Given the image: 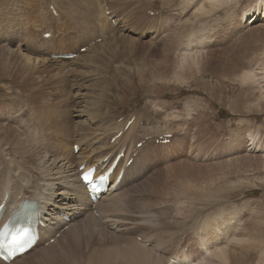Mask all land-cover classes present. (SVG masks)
I'll use <instances>...</instances> for the list:
<instances>
[{
	"label": "rangeland",
	"instance_id": "obj_1",
	"mask_svg": "<svg viewBox=\"0 0 264 264\" xmlns=\"http://www.w3.org/2000/svg\"><path fill=\"white\" fill-rule=\"evenodd\" d=\"M219 1L107 0L96 7L92 0H0V35L15 43L28 42V53L43 57L61 49L76 54L96 37L108 49L105 61L95 67V73H89L92 80L72 78L71 84H80L76 87L60 81L52 67L37 69L32 77L25 64L10 62L17 55L0 50V110L31 100L73 111L81 99L75 98L79 87L90 88L95 95L101 91L98 76L117 77L118 86L110 87L103 96L110 103L107 119L120 116L121 121L133 115V130L126 142L134 147L140 141L135 146L138 149L148 145L139 155L142 159L133 171L134 181L123 187L122 203L114 206L130 221L129 229L106 237L98 226L82 227L41 255L37 264H84L92 251L95 264L101 255L109 254L113 244L117 250L108 264H135L136 249L150 247H136L144 245L142 240L150 242L149 249L157 248L154 252L163 249L176 255L172 264H189L186 257L195 264H264V20L253 28L243 22V11L257 0ZM105 6L114 11L116 26L102 17L99 28L95 13L104 12ZM121 25L127 29V38L117 35L123 32L114 35ZM47 30L58 34L45 43L44 38L50 36L42 33ZM130 38L136 39L134 45ZM245 72L259 74L258 81L246 79ZM104 85L102 82L101 87ZM101 108L105 110L106 104ZM165 129L173 134L171 143H156L155 138L167 132ZM147 132L150 141L143 138ZM7 174H0V180ZM0 188L2 195L9 191ZM210 222L208 235L223 245L227 239L244 238L243 245L234 239L227 244L231 262L202 248ZM129 240L137 244L133 246Z\"/></svg>",
	"mask_w": 264,
	"mask_h": 264
},
{
	"label": "bare ground",
	"instance_id": "obj_2",
	"mask_svg": "<svg viewBox=\"0 0 264 264\" xmlns=\"http://www.w3.org/2000/svg\"><path fill=\"white\" fill-rule=\"evenodd\" d=\"M92 1L94 4H96V7H97V5H101L102 2L104 3L107 0H92ZM204 8L206 7L204 6ZM127 9L128 7L126 8V10ZM111 10H112V7H111ZM64 11H68V10H64ZM78 11L80 10L78 9ZM102 11H100L99 12L100 14L98 15L95 13V15L98 17L97 22L98 23L101 22V25L99 24V28L102 26V23H104V20H103L104 18L102 17H105V20H107V22L109 23L108 21L109 18H107L108 16L105 14L106 13L105 9H104V12ZM68 13L70 12L68 11ZM67 15L68 14H66V16ZM71 17H72V14H71ZM88 17H89V14L87 18ZM260 20H264V0H257L254 6H250L249 8L243 11V22L247 23V26H251L253 28L256 26L255 24L257 22H260ZM114 25L116 26V24ZM102 29L100 30L102 31ZM125 31H127V29L125 28L124 25H121L120 29L117 30V32H115L114 35H116L117 33L123 32L117 35L122 36L123 38H127V36H125ZM150 32L152 31L150 30ZM47 33L50 34L51 38L50 37H49L50 39L44 38L45 43L52 42V39L54 38L55 34L56 35L58 34V33L54 34L53 32L47 30L44 33H42V36L44 37ZM99 41L102 42L103 40H100L98 39V37H96L95 39L89 42H85L84 45L81 44L82 46H80L79 52H77L76 53L77 55L74 56L73 58H69L68 56H70L72 53H75L74 51H64L61 49H56V50L54 49L55 51L48 52L46 56L40 57V53H38L39 56H37L35 54H31L27 52L29 48L28 42L24 43L22 41H18L17 43H15L13 38L7 39L4 36L0 35V50H8L10 54L17 55L19 58H17V60H13L10 62L16 63L17 65L25 64L29 68L30 75L32 77H33V74H35V70L37 69L47 70V68L49 70V68L52 67L56 69L55 73L59 75L60 81H66V83H68L70 86L76 87L80 84H78L79 82L71 84V82H73L72 78L78 80V78L84 77V78H87L88 80H92L89 73H95V70H96L95 67L99 63L102 64L105 61V58L108 56V49L105 48L103 44H100ZM112 42L113 41H110V43ZM129 42L131 43V45H134L136 42V39L130 38ZM192 50L194 51V49ZM123 52H126V51H123ZM186 54L188 55V52H186ZM56 57L60 59H57ZM137 73L138 72H136V74ZM243 74L242 75L248 80L253 79V82L258 81L257 76L259 74L256 75L254 72H250L249 74L245 72ZM101 75L97 77L98 78L97 81L100 83V87L99 86L97 87H99L101 91L100 92L96 91L97 93L95 95L93 94L90 88H89L90 90L86 89L85 91L81 87L77 89L78 91H77V94H75V98L79 96L81 97V99L80 101H77L75 103L77 104V106L73 105V108L70 106V108H72L73 111L63 110L61 107L56 106V105H46L48 104V102L46 103H42L41 101L33 102L28 99H27L28 102L25 104L14 102L15 106H11L10 108L5 107V109L0 110V174H3V172H6V171L8 173L6 176H4L0 180V185L3 188L9 189V191L7 190L8 192H5L7 194L3 193L4 195H2L1 194L2 188H0V205L5 204V207L2 210L3 218H2V221L0 222V227L5 221H7V219L10 218L11 212L14 209H18L22 206H24L25 209L35 207L36 210H40L41 219H42L38 227L40 238L36 246L31 249L32 251L29 250L25 254L16 257L10 264H13V262L14 264H34V263L37 264L39 259H41L40 257H43L41 255L49 251L55 244L62 242V240L64 238H67L70 233L77 231L78 229L82 227H85V228L87 227V230H88V228L91 226L93 227L98 226V228L101 230L102 235L106 237H111L108 235H115L113 231L119 232L123 230L124 232V230L129 229L128 223H130V221L128 222L125 219V217H123L122 215H119V213L114 210V206H117L118 203H122V199L120 198L121 193L123 192L122 194H126L124 193V191H122L124 190L123 187L125 185L130 184L132 181H134L133 171L135 170L136 166L140 162V159H142L139 157V155L145 151L148 145L144 148L138 149L135 146H137V144L140 143V141H138L134 147L127 144L126 141H127L129 134L133 130L132 126L134 122L131 125H128V124H129V121L133 118L132 117L133 115L128 118L126 117L125 119L121 121H119L120 116H117L115 118L113 117L110 120L107 119V117L109 116L108 110L110 107V103L106 102L103 96L109 92L110 87L112 88V86H118V81L116 80L117 77L107 76L108 77L107 78L105 77L106 75L105 76H101ZM141 77H143V75ZM20 78L23 79L22 76ZM121 81H124V79H122ZM102 82L105 83V85L101 87ZM30 97L34 98V95L30 94ZM84 102L86 103L83 105ZM2 103L6 104L7 102H2ZM103 104H106L105 110H102L101 108ZM171 115H174V113ZM166 122L167 121H165V125H166ZM171 125H172V122H171ZM165 130H167L168 132L169 129H165ZM110 132L112 133V135L108 140H106ZM145 134L146 135H144L143 138L149 139L148 141H150L151 133L147 132ZM115 137L117 138L113 140V138ZM142 146H143V143H142ZM124 149L126 151V155L124 153L125 157L123 156L120 159L119 164L116 168V171L112 175L113 181L111 182V188L107 190L106 192L102 193L101 197L96 202L92 201L90 194L87 191L86 186L81 182L80 174L82 173V170H80V167L85 166V169H86L91 166H95L98 170L96 173V176H97L101 172H104L112 164V162L115 160L118 154H121L122 152H124ZM135 153H137V155L134 157ZM131 159H133L132 164L131 163L128 164V162ZM121 172H123L122 178L120 182L118 183V185L115 187L114 186L115 181ZM137 175H140V174H137ZM138 215L140 217V214ZM135 216L136 215H134L133 217L136 219ZM207 228H209L210 232L205 233L204 238H202L204 241L202 243L203 244L202 248L205 249L207 252H209L210 255L212 254L213 256H217L218 258L221 257L222 260H224L225 262H231L228 260L230 256V247H228L227 244H230V242H232L234 239L235 242H240V243L242 242V245H243L245 243L244 238H238V237L236 238L234 236L235 238H233L232 240L227 239V241L224 242V245H223V242L220 243L221 242L220 239L214 240L208 235L209 233L212 232L211 222L209 224L207 223ZM93 229L95 230V228ZM240 230L242 229L240 228ZM103 231L105 232L103 233ZM90 232L92 231L90 230ZM108 232L111 234H109ZM58 233L62 234L60 238H57L56 236ZM52 241L54 242V244H52ZM129 241L131 245L137 244L136 240H134L133 242L131 240ZM143 242H144V245L142 246L136 245V247H146V248L148 246L150 247H148L147 249H142V248L136 249L137 257L133 255L135 256V259H134L135 264H172L171 262L175 260L176 255H172V254L169 255L165 253L163 249L157 252H154L157 248L155 250L154 248L149 249V248H152V245L150 244V242H148L147 240L146 241L142 240V243ZM153 244L154 246L156 245V240H155V243L153 242ZM116 250H117V246L115 244H113L112 246H109V249H108L109 254L104 253L103 255H101L100 262H97L95 264H108L109 259L113 258L114 252ZM147 250H149L150 252ZM245 253L249 255L248 251L247 252L245 251ZM22 256H25V257L18 259ZM93 256H94V251L87 254V256H85V259H83L84 264H92ZM16 260L18 261L15 263ZM185 260L188 261L189 264H192L193 262L191 261V259H188L187 257L184 259V261ZM78 261L79 259L76 261V263ZM201 261L203 260H200V262ZM234 261L235 260H233V262ZM0 264H8V263L0 259Z\"/></svg>",
	"mask_w": 264,
	"mask_h": 264
},
{
	"label": "snow or ice",
	"instance_id": "obj_3",
	"mask_svg": "<svg viewBox=\"0 0 264 264\" xmlns=\"http://www.w3.org/2000/svg\"><path fill=\"white\" fill-rule=\"evenodd\" d=\"M83 179L88 183V185L90 186L91 190H93V191L97 190V189H96V186L92 183L91 179H90L87 175H85V176L83 177ZM27 235H28V232H27V230L25 229V230H23V231L20 233V238L22 239L24 236H27ZM14 242L18 243L19 241L14 237ZM2 246H3V245L0 244V247H2Z\"/></svg>",
	"mask_w": 264,
	"mask_h": 264
}]
</instances>
